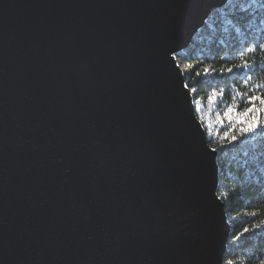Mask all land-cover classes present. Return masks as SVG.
I'll list each match as a JSON object with an SVG mask.
<instances>
[{"label": "water", "instance_id": "water-1", "mask_svg": "<svg viewBox=\"0 0 264 264\" xmlns=\"http://www.w3.org/2000/svg\"><path fill=\"white\" fill-rule=\"evenodd\" d=\"M229 1L0 0V264H224L178 57Z\"/></svg>", "mask_w": 264, "mask_h": 264}, {"label": "trees", "instance_id": "trees-1", "mask_svg": "<svg viewBox=\"0 0 264 264\" xmlns=\"http://www.w3.org/2000/svg\"><path fill=\"white\" fill-rule=\"evenodd\" d=\"M261 45L264 0H230L213 10L179 56L198 118L203 116L201 106L207 110L205 119L215 116L218 122L217 135L207 138L219 152L218 195L225 204L231 230L224 264H264V129L241 136L239 125L229 131L236 123V113L231 114L232 121L224 115L229 107L242 113L249 107L248 96H264ZM245 63L249 67H241ZM255 103L264 108L258 100ZM256 115L249 114V120ZM226 132L228 138L224 137ZM232 135L238 139L230 142Z\"/></svg>", "mask_w": 264, "mask_h": 264}, {"label": "snow or ice", "instance_id": "snow-or-ice-1", "mask_svg": "<svg viewBox=\"0 0 264 264\" xmlns=\"http://www.w3.org/2000/svg\"><path fill=\"white\" fill-rule=\"evenodd\" d=\"M260 47H264V45H261ZM243 54V53H241ZM241 67H249L247 63L242 65ZM232 69H228V71H231ZM209 69L205 68V72L207 73ZM199 75V74H197ZM259 87V86H257ZM211 99V97H210ZM259 101L261 105H264V96H248L246 98V102L249 104V107H247L242 113L238 112L236 109L229 107L224 115L227 117L229 121H232L233 116L232 113H236L237 120L236 123L232 124V128L229 129V131H232V129L237 128V125H239L238 131L241 136L248 135V134H255L257 130L264 129V123H261V115L264 114V108H258L256 106V101ZM256 112L257 115L251 117L249 120V114ZM223 121H221L222 123ZM246 125V126H244ZM224 137L228 138V133H224ZM238 137L236 135H232L230 138L231 141H236Z\"/></svg>", "mask_w": 264, "mask_h": 264}, {"label": "rangeland", "instance_id": "rangeland-1", "mask_svg": "<svg viewBox=\"0 0 264 264\" xmlns=\"http://www.w3.org/2000/svg\"><path fill=\"white\" fill-rule=\"evenodd\" d=\"M178 63L180 64L181 68L184 70L185 68L183 65L179 62V57H178ZM199 110H201V114L203 116L201 117L200 122L202 123L203 127L205 128L206 134L208 136H216L217 134V126H216V120L215 116L212 117V119L209 117V119H205V116L207 114V110H205L203 107L199 106ZM218 123V122H217Z\"/></svg>", "mask_w": 264, "mask_h": 264}]
</instances>
